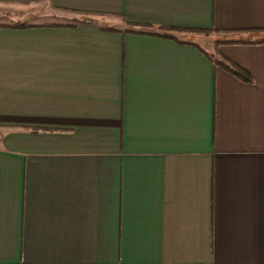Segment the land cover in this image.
Listing matches in <instances>:
<instances>
[{
  "label": "crops",
  "instance_id": "1",
  "mask_svg": "<svg viewBox=\"0 0 264 264\" xmlns=\"http://www.w3.org/2000/svg\"><path fill=\"white\" fill-rule=\"evenodd\" d=\"M261 39L264 0H0V264H264V43L217 44Z\"/></svg>",
  "mask_w": 264,
  "mask_h": 264
},
{
  "label": "trees",
  "instance_id": "2",
  "mask_svg": "<svg viewBox=\"0 0 264 264\" xmlns=\"http://www.w3.org/2000/svg\"><path fill=\"white\" fill-rule=\"evenodd\" d=\"M162 30H165L162 28ZM207 32V31H204ZM210 32V31H208ZM264 43V39L257 40V41H251V40H227V41H218L217 44H243V45H253V44H262ZM216 65L224 67L226 70L231 72L233 75L236 77L242 79L245 82H250L251 77L249 74H247L245 71L240 69L239 67L232 65L231 63L226 62L225 60L222 59V61H216Z\"/></svg>",
  "mask_w": 264,
  "mask_h": 264
},
{
  "label": "rangeland",
  "instance_id": "3",
  "mask_svg": "<svg viewBox=\"0 0 264 264\" xmlns=\"http://www.w3.org/2000/svg\"><path fill=\"white\" fill-rule=\"evenodd\" d=\"M66 18H65V20L62 19V21H67V20L68 21H73V20L74 21H77V20L80 19L78 15H68V17H66ZM213 40H214L213 37L211 38L209 36L208 37L205 36V37H203V38L200 39L199 44L204 49H206V50L210 51L211 53H213V49H214L213 42H212Z\"/></svg>",
  "mask_w": 264,
  "mask_h": 264
}]
</instances>
